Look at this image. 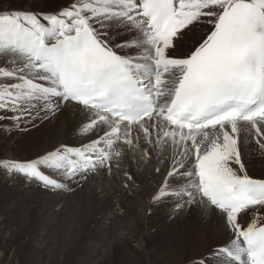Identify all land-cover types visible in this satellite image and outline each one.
Wrapping results in <instances>:
<instances>
[{
  "label": "bare ground",
  "instance_id": "6f19581e",
  "mask_svg": "<svg viewBox=\"0 0 264 264\" xmlns=\"http://www.w3.org/2000/svg\"><path fill=\"white\" fill-rule=\"evenodd\" d=\"M200 1L198 16L160 42L146 27L140 0H66L61 8H43L42 0H18L17 5L0 8V26L6 33L0 40L5 43L7 37L10 41L12 35L15 39L10 43L16 49L11 45L6 49L0 43V72L9 76L0 75V109L12 113L6 116L9 122L0 125V264L10 263L6 254L12 246L7 242L17 233L16 223L25 216L27 205H16L29 204L32 199L35 205H41L36 217L42 222L33 234L36 243H31V256L38 264L45 261L51 249L49 241L56 244L61 233L70 236L67 253L73 264L91 262L103 246L127 253V264H181L186 254L192 257L196 249H204L208 239H212V247L206 254L211 257L185 264L262 262L264 246L258 255L250 254L241 238L247 236L254 241L264 231V180L237 179L227 184L222 202L210 204L205 196L210 189L201 190L195 171L196 163H203L206 155L221 169L229 170L230 165L224 164L228 162L226 157L236 151L243 155L238 162L242 167L253 164L252 168L264 171V148L257 147L264 137V118L228 121L191 132L173 128L163 119L185 71L179 63L207 43L232 5L256 11L264 27V0ZM24 2L30 7L24 8ZM93 20L102 30L93 27ZM106 25L118 34L113 49L108 38L104 39L107 34L102 31L109 32ZM17 30L24 31L21 37ZM82 31L91 33L122 61L139 86L154 94L156 114L152 118L126 126L63 98V89L48 69L50 56L46 51L56 44L74 43ZM226 76L225 71H218L204 83ZM32 119L36 124L26 129ZM242 127L246 134L238 137L237 129ZM11 144L32 150L19 154ZM124 169L126 177L119 181ZM169 180L180 184L177 190L166 192L164 183ZM215 190L212 185L213 195L218 194L213 193ZM111 191L120 194L125 212L114 207L100 216L104 209L111 208ZM250 200L252 205L257 204L252 210L258 214L247 212ZM236 202L242 205L235 209L232 205ZM156 207L160 212L151 216ZM230 215L240 217L236 225ZM196 217L206 225L196 228ZM92 219L98 224L93 229L97 244L81 254L86 243L78 244L70 232L78 229L80 233L85 221ZM251 219L256 220L255 225L245 232L243 228ZM156 224L159 228L155 231ZM177 226L182 229L174 233ZM170 231L165 245L160 244V238L155 246L143 240L149 232L157 236Z\"/></svg>",
  "mask_w": 264,
  "mask_h": 264
},
{
  "label": "rangeland",
  "instance_id": "374dc122",
  "mask_svg": "<svg viewBox=\"0 0 264 264\" xmlns=\"http://www.w3.org/2000/svg\"><path fill=\"white\" fill-rule=\"evenodd\" d=\"M31 1H33V0H31ZM29 2H30V0H29ZM42 2L44 4V5H42L43 8H59V7L61 8L62 4L65 3L66 0H42ZM16 3L18 4V0H0V8H8L10 5H17ZM24 3L25 4L22 5L24 8L30 7V4H28L27 2H24ZM12 15L15 16V14H12ZM92 22H93L92 23L93 27H96V29L98 31L102 30V29H100L97 21L93 20ZM107 27L109 28V26H107ZM2 30H3V27L0 26V36L3 34H6ZM102 32L104 34H107L104 36V39H106V41H107V38H108V43L111 46V48L113 49L112 43L115 40V38L118 36V34H115L110 28H109L108 33H106V31H104V30ZM17 33H18L19 37H21V35L24 33V31L17 30ZM8 39L9 38L5 37V40H6L5 43H2V41L0 40L1 41L0 43L6 49L8 46L11 45L10 41L12 42L15 39V37L10 35V41ZM10 47H12V45ZM12 48L15 49L14 47H12ZM32 72L35 73L34 71H32ZM4 74L5 75H3L2 72H0L1 77H9L8 75H6V73H4ZM3 85H1V86H3ZM8 86H10V85L8 84ZM11 86H14V85H11ZM1 102H2V100L0 99V103ZM4 106H5V104H4ZM7 109L9 111V108H7ZM0 112H1L0 113V125L7 124L9 122V120L6 116L7 115L9 116L12 113L6 114L4 107H1ZM35 121H36L35 119H32V122L26 126V129L33 127L36 124ZM248 126L249 125L244 126V127H248ZM237 130H238L237 131L238 137H240L241 133H244L243 136L246 134L243 127L239 128ZM248 130H250V129H248ZM8 131L11 132V130H8ZM258 141H259V139L257 138V142ZM11 147L15 150H18L19 154H21L22 152L29 153L32 150V147H29L28 150L26 151V148H23V147L19 146L18 144H11ZM243 147H244L243 149H245V141L243 143ZM257 147L262 148V150H263V148H264V137L261 139V142L259 141L257 143ZM242 156L243 155L241 153L239 154L237 151L234 152L233 155H227L226 159L228 158V162H225L224 164L230 165L231 169H229V170L221 169L219 167V165L217 163H215L214 160L211 159V157H209V155H206V158H204L203 163L200 160L196 163L197 171H195V178H196L198 184L201 185V190L203 192L205 191L206 187H209L210 191L208 192V195H205V196L208 199V202L210 204H212V201L213 202H217V201L222 202L223 201L222 196H225L227 184H231L233 181H235L237 179L245 178L247 180H252V181H256V180L257 181H263L264 180V171H261V169L256 170L255 168H252L253 164L244 168V166L242 167L240 165V163H238ZM195 157H197V156H195ZM233 159H235V162ZM230 162H232V163H230ZM215 168H217L220 171H217ZM125 169L127 170V167ZM125 169L123 170V174H121V176H118L119 181H120V179L121 180L125 179V177H126V175H124V174H126ZM251 170L252 171L254 170V171L252 172ZM122 176H123V179H122ZM239 176H241V177H239ZM252 177L258 178V179H253ZM169 181L164 183V187L166 189V192L170 191L171 189L173 191H175L180 186V184L178 182L175 183V181H170L171 182L170 183ZM75 182H77V181H75ZM57 183H61V181L57 180ZM212 185H214L216 188V190L213 191V193L218 192V194H216L217 196L212 194ZM174 186H176V187L174 188ZM168 187H169V190H168ZM109 194H111L113 196V197L111 195L108 196V197L113 198V200L111 199V201H113V202H110L111 206L109 205V207H111V208L104 209L103 212L100 214V216H103L109 210H113L112 208H114V207L117 208V210L120 213H121V210H122V212H125L124 205L123 204L121 205V202H120V200H121L120 194L116 195V192H114V191H111V193L109 192L108 195ZM116 196H118V197H116ZM38 197H40V196H38ZM114 197L116 198V202H114L115 201ZM251 198H252V196H251ZM257 202H258V200H257ZM25 205H27V208L25 209L26 212L24 214L25 216L22 218V220H20L16 223L17 224L16 225L17 233L7 242V245L12 246V250L9 252V254L5 253L7 256H9V259H10L9 264H38L36 261H34L32 259L31 243L32 242L36 243L37 240L36 239L33 240V238H34L33 234H34L35 230L40 226V223L42 222V219H38V217H36V214L40 211L41 205H39V206L35 205L34 199H32L29 201V204L24 203V202H19L16 205V208H21L22 206H25ZM241 205L242 204H239V206H241ZM254 205H257V204H254ZM254 205H252V200H250L248 203V207H247L248 211L247 212H249L251 215H255V214L259 213V212H255L252 210L253 209L252 207ZM239 206L237 205L236 207H239ZM236 207H235V209H236ZM159 210H160V208L156 207L155 212H152L151 216H155L157 213L160 212ZM261 215H262L261 217L264 218V211L261 212ZM230 216L232 218H234L233 224L236 225L237 222H235V220H238V218H240V217L239 216L238 217L233 216V215H230ZM195 219H196V228L200 227L202 225H204V226L206 225V221L203 220L202 218L196 217ZM253 220L252 219L249 220L248 224L245 225L246 227L243 228V230L245 232L254 227L255 224L253 222H256V220L255 219H253ZM61 221H63V220H61ZM261 222H264V221H261ZM85 224H86V226H85ZM238 225H239V228L242 230V228H241L242 223H239V221H238ZM97 226H98L97 221L92 219L90 221H85L84 225L82 226L83 230L80 233L77 232L78 229H74L72 232H70L72 234V237L77 240L78 244L80 243L82 245V244L86 243V247H84L81 250V254L88 251L91 248V246L97 244V242H96L97 232H96V230L93 231V229L96 228ZM160 226H162V225L160 224ZM68 227H69V225L67 227H65V232H67L66 228H68ZM158 228L159 227L156 224L155 231ZM181 229H182L181 226H177L176 231H178V232L175 231L174 233H179L181 231ZM150 231H152V230H150ZM190 232H191V229H190ZM167 234H169L170 236L172 235L171 231L168 233H161L157 236H155L153 233L149 232L148 235L145 236V238L143 240L146 243V245L155 246V245H157L158 239L160 238L161 239L160 244L165 245V241L167 240ZM61 236L66 238L65 242L62 241ZM61 236L57 237L56 244L53 240L49 241L51 249L48 250V253L46 254L45 261L40 263V264H73L72 258L69 257V255L67 253V245H68V241H69L70 236L67 233H61ZM211 236H212V233H211ZM126 241L128 243V239H126ZM128 245L130 246L131 244L128 243ZM204 247L205 248L202 250L196 249L195 254H192V257L187 256L189 253L186 254L182 258L181 264H185L189 261H194V260L203 261L204 259L205 260L209 259L211 257L209 255H211V254H206V251H209V248L211 249L212 239H208L205 242ZM200 251H205V253L204 252L199 253ZM119 255L123 259L120 258ZM116 256H117V258H116ZM96 257L94 258L95 260L93 259V260H91V262H88V263L85 262L84 264H94L95 261H96L95 263H97V261H98L99 264H127L126 259H127V257H129V255L127 253L125 254V252H123L122 250H119V249H114V251L113 250L109 251V250H107V248L105 249V246H103L101 248V250H99V254ZM118 259L120 260V262ZM75 264H77V262Z\"/></svg>",
  "mask_w": 264,
  "mask_h": 264
}]
</instances>
